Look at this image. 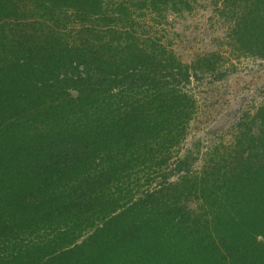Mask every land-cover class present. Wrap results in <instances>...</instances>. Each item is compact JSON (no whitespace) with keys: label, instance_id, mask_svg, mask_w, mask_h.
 Here are the masks:
<instances>
[{"label":"trees","instance_id":"1","mask_svg":"<svg viewBox=\"0 0 264 264\" xmlns=\"http://www.w3.org/2000/svg\"><path fill=\"white\" fill-rule=\"evenodd\" d=\"M211 1L264 58V0ZM192 2L0 0V264H264V114L260 149L172 153L221 65L167 44Z\"/></svg>","mask_w":264,"mask_h":264},{"label":"rangeland","instance_id":"2","mask_svg":"<svg viewBox=\"0 0 264 264\" xmlns=\"http://www.w3.org/2000/svg\"><path fill=\"white\" fill-rule=\"evenodd\" d=\"M216 8L211 0H193L190 11L170 15L162 27L167 44L183 63L189 64L197 56L204 55H218L221 61L217 71L200 77L187 87L196 100V108L187 123L184 140L172 151L173 155L177 151L174 157L180 158L187 152H195L198 159L191 170L198 173L204 164L203 154L214 147L219 148V153H226L237 140L256 143L257 127L262 121L260 116L264 114V58L230 55L231 50L226 44L230 23ZM257 144L254 150L261 148ZM170 159L168 165L172 167L174 158ZM142 173L151 177L153 182L147 187L152 190L158 176L150 171ZM168 180L175 178L170 176ZM185 205L192 212L200 213V194L192 195Z\"/></svg>","mask_w":264,"mask_h":264}]
</instances>
